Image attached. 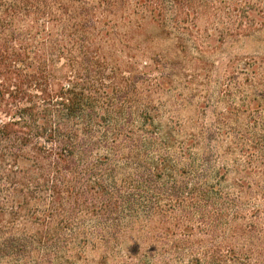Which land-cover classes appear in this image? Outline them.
Wrapping results in <instances>:
<instances>
[{
  "label": "trees",
  "instance_id": "16d2710c",
  "mask_svg": "<svg viewBox=\"0 0 264 264\" xmlns=\"http://www.w3.org/2000/svg\"><path fill=\"white\" fill-rule=\"evenodd\" d=\"M130 1L0 0V264L105 261L124 245L118 264H264V230L240 216L264 192L223 188L208 134L182 148L151 130L138 78L101 54L114 19L190 34L206 0ZM215 13L226 41L264 37V0H218ZM191 215L197 234L171 225Z\"/></svg>",
  "mask_w": 264,
  "mask_h": 264
},
{
  "label": "rangeland",
  "instance_id": "374dc122",
  "mask_svg": "<svg viewBox=\"0 0 264 264\" xmlns=\"http://www.w3.org/2000/svg\"><path fill=\"white\" fill-rule=\"evenodd\" d=\"M205 3L188 25L192 33L185 35L163 30L150 17L127 26L116 18L111 25L115 31L103 39L101 54L108 68L138 78L137 109L144 107L154 120L151 130L170 134L172 144L182 148L197 133L208 134L211 142L205 148H212L216 168L226 174L223 188L231 191L236 181L244 180L253 193L264 192V37L226 41L218 33L226 21L215 13L218 0ZM140 127L135 124V130ZM198 145L192 143L194 148ZM257 204L260 209L254 213L244 208L242 225L253 222L264 230V205L260 200ZM179 220L171 225L190 227L193 234L204 226L194 215ZM126 247L105 261L101 251L86 250L85 259L76 264L127 262ZM222 250L226 261L229 257ZM240 261L246 264L243 256ZM169 264L193 263L170 259Z\"/></svg>",
  "mask_w": 264,
  "mask_h": 264
}]
</instances>
